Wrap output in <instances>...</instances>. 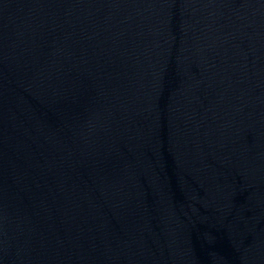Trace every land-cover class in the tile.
<instances>
[{
    "label": "water",
    "instance_id": "obj_1",
    "mask_svg": "<svg viewBox=\"0 0 264 264\" xmlns=\"http://www.w3.org/2000/svg\"><path fill=\"white\" fill-rule=\"evenodd\" d=\"M0 264H264V0H0Z\"/></svg>",
    "mask_w": 264,
    "mask_h": 264
}]
</instances>
